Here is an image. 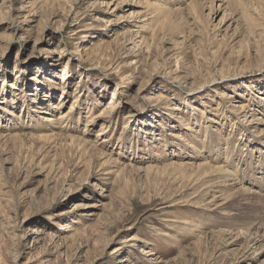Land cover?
Wrapping results in <instances>:
<instances>
[{
	"label": "rangeland",
	"instance_id": "1",
	"mask_svg": "<svg viewBox=\"0 0 264 264\" xmlns=\"http://www.w3.org/2000/svg\"><path fill=\"white\" fill-rule=\"evenodd\" d=\"M0 264H264V0H0Z\"/></svg>",
	"mask_w": 264,
	"mask_h": 264
},
{
	"label": "bare ground",
	"instance_id": "2",
	"mask_svg": "<svg viewBox=\"0 0 264 264\" xmlns=\"http://www.w3.org/2000/svg\"><path fill=\"white\" fill-rule=\"evenodd\" d=\"M210 167H211V166H210ZM223 167H224V166H223ZM214 168H215V167H214ZM207 170H208V169H207ZM219 170H220V171H223V172L225 171L223 168H222V169H219ZM237 170H238V169H237ZM212 173H213V172H212ZM239 174L244 175V174H245V173H244V170H243V171H240ZM222 175H223V174H222ZM225 175H229V176H230V175H232V174L225 173ZM230 178H231V177H230ZM235 178H236V177H235ZM231 179H233V178H231ZM223 180H224V179H223ZM223 180H222V181H223ZM234 180H235V179H234ZM228 181H229V180H228ZM237 181H238V180H237ZM237 181H236V182H237ZM212 182H213V181H212ZM224 182H225V181H224ZM219 183H220V182H219ZM230 184H231V183H230ZM226 185H227V183H226ZM239 191H240V190H239ZM237 193H239V192L237 191ZM241 194H242V193H241ZM245 194H246V193H244V195H245ZM237 195H238V194H237ZM246 195H247V194H246ZM253 195H254V194H253ZM259 195H260V194H259ZM248 196H249V195H248ZM255 196H256V194H255ZM245 197H246V196H245ZM260 197H261V196H260ZM250 198H251V197H250ZM250 198H249V199H250ZM257 198H258V197H257ZM145 253H147V252L145 251Z\"/></svg>",
	"mask_w": 264,
	"mask_h": 264
}]
</instances>
